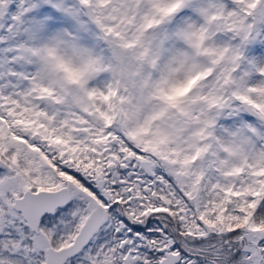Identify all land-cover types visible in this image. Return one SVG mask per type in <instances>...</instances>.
I'll list each match as a JSON object with an SVG mask.
<instances>
[{"label": "rangeland", "instance_id": "rangeland-1", "mask_svg": "<svg viewBox=\"0 0 264 264\" xmlns=\"http://www.w3.org/2000/svg\"><path fill=\"white\" fill-rule=\"evenodd\" d=\"M203 22L214 34L207 30L200 43L210 59L200 67L190 45ZM29 134L43 139L39 146ZM2 138L18 146L31 170L23 172L72 186L87 207L93 197L80 198L49 158L58 168L83 166L91 184L104 168L118 176L112 170L122 162L132 172L129 187L141 190L134 177L146 159L154 181L166 187V173L201 207L203 178L213 196L236 192L250 206L236 264H262L264 238L258 251L251 242L264 219L260 226L250 219L264 214V0H11L0 18ZM90 158L97 164L90 167ZM11 159L0 172L10 183L4 191L0 181L2 200L24 183ZM75 209L77 220L86 209ZM32 239L34 251L41 243ZM9 259L27 262L19 252Z\"/></svg>", "mask_w": 264, "mask_h": 264}, {"label": "flooded vegetation", "instance_id": "flooded-vegetation-1", "mask_svg": "<svg viewBox=\"0 0 264 264\" xmlns=\"http://www.w3.org/2000/svg\"><path fill=\"white\" fill-rule=\"evenodd\" d=\"M21 134H23L22 138L27 139V134L23 132ZM29 139L35 147L39 146L38 143L43 140L33 134H29ZM3 140L2 138L0 143L1 154L5 151L18 149L16 144L10 145V143ZM46 147L49 148V145L46 144ZM106 149L108 148L106 147ZM7 160L3 155H0V172L4 167H8L9 162ZM14 163L18 171L20 170L17 173L24 183L22 187L14 190L5 200H2L5 194L0 193V200L3 201L0 202V264H12V259L8 260V256L12 251L13 253L19 252L20 257L27 259L26 263L19 261L20 264H42L45 258V250L48 247L57 249L72 241L79 225L95 204H99L105 209L106 218L104 222L88 237L77 252L64 258L61 264H157L165 252L177 254V261L174 264H202L199 254H196L195 257L181 250L169 248L171 245L169 241L159 251L155 248L156 244L151 239H146V234L139 230V223H145L149 213L143 207V204L148 203L147 199L143 198L139 192H144L149 188L154 194L159 186L163 188L160 182L157 183L160 179L154 181L156 179L155 171H153L152 176H148L141 171V177H134L137 183L146 185L142 190L139 187H129L130 182L126 180V177L132 175V172L126 169L125 164L122 162L117 163V171L112 170L118 176L114 177L109 174L108 177H100L103 182L99 187L95 186V181L93 184L85 181L83 166H80L79 171L74 169L79 175H77V180L72 179L70 175H59L60 180L69 179L71 183L78 187L80 198L85 193L93 197L94 200L91 206L87 207L88 202L86 200H80L81 202H79L73 198V190L70 188L72 186L56 185L52 182L45 183L42 178L33 175L32 172H23L24 167L19 163ZM25 170L29 169L25 168ZM5 182H7L6 187H4ZM9 184L7 179L2 180V190L6 191ZM60 187L66 189L67 200L60 206H55L51 212L41 214L37 219L34 230H30L25 225L20 212L11 207L13 199L19 197L25 190L34 192L41 189L55 190ZM152 194L146 195L151 200L150 205L156 200V197ZM74 207L76 209L81 208V210L86 209L85 212L81 211L79 213L77 220L73 218L74 215L72 217ZM6 209L9 212L6 213ZM113 210H118L120 218H116V215L112 213ZM8 213H13L15 216L11 218L7 216ZM33 237H35V240L38 237V241L41 243L39 246L35 245L34 251L31 247L34 242ZM224 261H227V259L225 258Z\"/></svg>", "mask_w": 264, "mask_h": 264}, {"label": "trees", "instance_id": "trees-1", "mask_svg": "<svg viewBox=\"0 0 264 264\" xmlns=\"http://www.w3.org/2000/svg\"><path fill=\"white\" fill-rule=\"evenodd\" d=\"M203 25L204 30L201 32L200 39L196 43H192L190 48L193 61L205 66L210 62V59L203 53V47L200 43L208 39L207 30L210 29L209 32H212L213 27H209L206 22H203ZM111 84L110 80L109 86ZM0 155H3L5 159L14 158L11 160H15L20 165L23 164L22 156L17 150L5 151L3 154L0 153ZM48 160L57 175H70L72 179L77 180L78 173L76 171L65 169L67 165L64 166L61 163L60 165L65 168H58L52 158ZM97 162L95 159L90 158L88 164L92 167L91 165H96ZM101 172H104L102 176L108 177L109 173L106 168L99 173ZM164 176L169 183H167L168 186L170 184L173 185V189H167V184L165 183L166 187L162 188L159 186L154 194L149 188L144 190V192H139L148 202L143 204V207L149 211L146 222L139 223V230L146 234V239H151L156 244L155 248L159 251L169 241L171 242L169 248L181 250L195 257L196 254H199L202 264H228V262L236 264L237 254L242 243L239 232L243 226L244 216L250 210L249 202L247 203V200L240 197L236 192L224 195L221 198L211 195L207 181L203 178L201 191L205 194L206 199L201 207L195 202L189 191L186 192L183 188L172 183L171 178L166 173ZM149 194L156 197V200L151 205L150 198L146 196ZM194 195L198 196L195 192ZM246 198L253 199L251 197ZM112 213L116 215V218H120L118 210H113ZM254 215L253 213V217L250 220L260 226L257 220L264 219V214L260 216ZM206 226H209V228ZM197 229H201L205 234H200ZM260 255L259 257L261 258ZM225 258L227 261H224ZM263 263L264 260H262Z\"/></svg>", "mask_w": 264, "mask_h": 264}, {"label": "water", "instance_id": "water-1", "mask_svg": "<svg viewBox=\"0 0 264 264\" xmlns=\"http://www.w3.org/2000/svg\"><path fill=\"white\" fill-rule=\"evenodd\" d=\"M10 1L11 0L0 1V18L5 13ZM14 58L18 59V56L15 55ZM243 111L250 117H253L257 120L260 119V115L249 106H244ZM113 141L114 140L111 139L110 143H113ZM129 159L130 157L126 154L122 156V160L125 163L128 162ZM137 166L144 174L148 176L153 175V172L150 170L146 159H139L137 161ZM102 182L103 180L101 178L96 179L95 186H101ZM6 186L7 182L4 183V187ZM67 196V191L64 187H60L55 190L41 189L34 192L25 190L19 197L13 199L11 207L14 210H18L25 221V225L30 230H34L38 217L45 212H51L55 206H60L67 200ZM105 218V209L101 205L95 204L90 209L82 223L79 225L72 241L69 244L57 249L48 247L45 250V258L42 264H61L64 258L74 254L80 249L88 237L99 227L102 222H104ZM263 238L264 228L258 231L257 235L254 237V240L251 242L256 250L258 249L257 243ZM176 261V253L165 252L158 260L157 264H174ZM256 264H258V259Z\"/></svg>", "mask_w": 264, "mask_h": 264}]
</instances>
